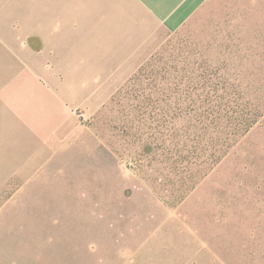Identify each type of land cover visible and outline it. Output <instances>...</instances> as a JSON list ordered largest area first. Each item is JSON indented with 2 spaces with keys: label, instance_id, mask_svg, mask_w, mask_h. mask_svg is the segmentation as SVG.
I'll list each match as a JSON object with an SVG mask.
<instances>
[{
  "label": "rangeland",
  "instance_id": "1",
  "mask_svg": "<svg viewBox=\"0 0 264 264\" xmlns=\"http://www.w3.org/2000/svg\"><path fill=\"white\" fill-rule=\"evenodd\" d=\"M54 23L0 94V264H264V0Z\"/></svg>",
  "mask_w": 264,
  "mask_h": 264
},
{
  "label": "crops",
  "instance_id": "2",
  "mask_svg": "<svg viewBox=\"0 0 264 264\" xmlns=\"http://www.w3.org/2000/svg\"><path fill=\"white\" fill-rule=\"evenodd\" d=\"M203 0H0V94L10 85L11 79L14 80L17 69L20 71L25 68V60L31 58L30 54L24 51L23 65L17 68L15 62V54H17L16 45L20 42V38L30 33L32 30V20L48 22L43 36L63 34V30L53 27L54 22L73 21L79 22L80 28L85 27L87 22L89 26L87 35L89 34V44L94 42L91 38L95 36V32L103 31V35L111 37L121 36L122 30H139L143 25L139 22L145 21L147 27L151 22L165 21L179 23L183 20L185 14L190 13L194 6ZM23 6L21 16L16 17V5ZM16 19L24 22L23 29L17 30L12 27V22ZM121 22V25L117 24ZM83 22V23H81ZM127 22V25H124ZM14 25V23H13ZM82 30L78 34L82 35ZM95 31V32H94ZM74 34V33H73ZM131 33H128V35ZM137 36L138 32H134ZM19 37V38H17ZM114 43L115 47L109 48L112 41L104 42L106 51L130 52L133 49L120 48L123 45L133 46V41L123 42L120 39ZM21 43V42H20ZM102 46V43H101ZM2 47V48H1ZM21 54V53H19ZM13 55V56H11ZM28 59V60H29ZM24 91V87L22 88ZM78 90V89H76ZM14 91V90H13ZM38 99L42 97V93L35 94ZM5 98L10 99V94H3ZM40 104V102H39Z\"/></svg>",
  "mask_w": 264,
  "mask_h": 264
}]
</instances>
